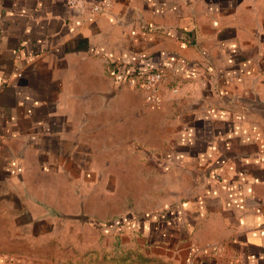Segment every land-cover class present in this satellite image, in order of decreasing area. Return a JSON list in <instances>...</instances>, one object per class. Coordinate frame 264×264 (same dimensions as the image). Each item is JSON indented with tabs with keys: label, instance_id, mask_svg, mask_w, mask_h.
I'll return each instance as SVG.
<instances>
[{
	"label": "crops",
	"instance_id": "0c3cea01",
	"mask_svg": "<svg viewBox=\"0 0 264 264\" xmlns=\"http://www.w3.org/2000/svg\"><path fill=\"white\" fill-rule=\"evenodd\" d=\"M0 264H264V0H0Z\"/></svg>",
	"mask_w": 264,
	"mask_h": 264
},
{
	"label": "built area",
	"instance_id": "2783aa9c",
	"mask_svg": "<svg viewBox=\"0 0 264 264\" xmlns=\"http://www.w3.org/2000/svg\"><path fill=\"white\" fill-rule=\"evenodd\" d=\"M66 6L69 9H75L79 12L98 13L109 8L111 0H65ZM169 71L166 67L156 69H146L138 72L135 77V84L145 93V99L151 104L159 102V89L162 83L169 76ZM133 81H130L132 84Z\"/></svg>",
	"mask_w": 264,
	"mask_h": 264
},
{
	"label": "rangeland",
	"instance_id": "374dc122",
	"mask_svg": "<svg viewBox=\"0 0 264 264\" xmlns=\"http://www.w3.org/2000/svg\"><path fill=\"white\" fill-rule=\"evenodd\" d=\"M150 190H152L151 188H150ZM190 189H188L187 191H189ZM187 193V192H186ZM139 200V199H138ZM93 220V219H92ZM91 220V225H92V223L94 222V221H92ZM60 254V253H59ZM73 254V255H72ZM78 252H74V253H68V252H65V259H73L75 262H78ZM87 255L89 254V253H86ZM68 256L70 257V258H68ZM121 257H123V256H119V258H121ZM188 258H189V256H188ZM190 261H191V259H189V263H190Z\"/></svg>",
	"mask_w": 264,
	"mask_h": 264
},
{
	"label": "trees",
	"instance_id": "16d2710c",
	"mask_svg": "<svg viewBox=\"0 0 264 264\" xmlns=\"http://www.w3.org/2000/svg\"><path fill=\"white\" fill-rule=\"evenodd\" d=\"M121 224V223H118V225Z\"/></svg>",
	"mask_w": 264,
	"mask_h": 264
}]
</instances>
